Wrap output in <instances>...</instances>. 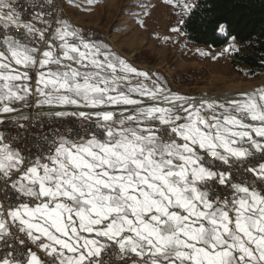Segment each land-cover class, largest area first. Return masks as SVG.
Returning a JSON list of instances; mask_svg holds the SVG:
<instances>
[{
	"label": "snow or ice",
	"instance_id": "snow-or-ice-1",
	"mask_svg": "<svg viewBox=\"0 0 264 264\" xmlns=\"http://www.w3.org/2000/svg\"><path fill=\"white\" fill-rule=\"evenodd\" d=\"M160 2L164 42L190 38L199 0ZM70 11L0 0V264H264V85L173 91ZM211 30L227 43L200 55L241 53Z\"/></svg>",
	"mask_w": 264,
	"mask_h": 264
},
{
	"label": "rangeland",
	"instance_id": "rangeland-1",
	"mask_svg": "<svg viewBox=\"0 0 264 264\" xmlns=\"http://www.w3.org/2000/svg\"><path fill=\"white\" fill-rule=\"evenodd\" d=\"M132 2V7L135 10L140 0H133ZM143 2L145 4L154 3L158 5L153 9L154 11L147 19L149 26L146 30L149 33V41L153 39L154 36L156 37L161 34H163L164 37L168 33L169 25L174 22L175 17L170 14L167 6L161 4L160 0H144ZM70 9L74 17L79 16V13H81V9H78L76 5ZM157 9L159 12H156ZM91 11H89V15ZM107 14L108 10L105 12V15ZM68 15L70 16V14ZM128 18L127 27L130 25V29L139 28L133 16H128ZM108 20L109 18L106 17L105 21L101 24L105 29H101L98 25L93 23L76 24L86 30L91 29L93 32L101 33L103 34L102 36L109 40L107 34L111 32L109 31V27L111 26L108 24ZM157 44V49H161L162 46L166 49L164 54L165 58H163L166 60V62H164V69L159 66L160 59L155 52V44L150 46L149 43H145L142 47L139 46V51L135 53L132 59L136 63H146L148 65L146 67L147 69L151 68L165 73L171 80L170 88L173 91L195 96L207 93L208 96L213 97L227 96L238 99L240 97L237 96L236 93L251 92L254 88L264 85V75L253 77L237 72L232 64L233 55L226 54L225 56L219 57L217 60H212L210 56H202L197 51L207 52L210 50L213 55H216L221 50L212 52V48L195 44L189 41L188 38H181V42L175 45L170 41L164 42L163 38H160ZM171 49L175 51L172 52ZM137 55H139L138 59L134 60V57ZM141 70H144V68H141Z\"/></svg>",
	"mask_w": 264,
	"mask_h": 264
},
{
	"label": "trees",
	"instance_id": "trees-1",
	"mask_svg": "<svg viewBox=\"0 0 264 264\" xmlns=\"http://www.w3.org/2000/svg\"><path fill=\"white\" fill-rule=\"evenodd\" d=\"M199 3L200 9L186 29L190 36L188 40L199 45L221 48L227 42L212 33L213 23L218 21L231 24L234 29L232 34H238L242 47L241 53L232 57L234 68L243 75H264V0H199ZM94 33L109 42L103 34ZM249 42L251 47L247 46ZM138 57L135 56L134 60ZM144 70L157 73L171 87L170 78L162 71L151 68Z\"/></svg>",
	"mask_w": 264,
	"mask_h": 264
},
{
	"label": "crops",
	"instance_id": "crops-1",
	"mask_svg": "<svg viewBox=\"0 0 264 264\" xmlns=\"http://www.w3.org/2000/svg\"><path fill=\"white\" fill-rule=\"evenodd\" d=\"M133 0H94L93 4L89 5L87 4L86 0H75V3H73V0H67L69 8H73L74 5H80L81 13H79V16L74 17L70 12L69 19L77 24L82 23H93L95 25H98L101 29L104 28L102 26V22L105 21V18L108 17L109 20L107 21L108 24L111 26L109 27V31L107 36L110 41V44L113 45V47L118 51L121 52L128 60L129 62L141 69L146 68L148 65L146 63H136L133 61L132 57L139 51V46H143L145 43H149L150 46L152 44H155V52L157 53L159 57V66L164 69V62H166L164 57L166 49L162 48L157 49V43L159 42V39H156L154 36V40L151 39L149 41V33L146 30L148 28V21L147 19L150 17H145V28H137V29H130L127 27V20L129 19L128 16H133L134 21L136 23V13L139 12L138 8L132 7ZM144 1V0H143ZM162 8V6L160 5ZM159 7V9H160ZM84 8H91V14L89 15V11H83ZM106 10H108V14L105 15ZM154 10L151 9V14ZM156 12H159L158 9ZM131 13V15L129 14ZM96 14V15H95ZM104 14V15H103ZM157 22V21H156ZM133 23V24H135ZM123 27V31H119L120 28ZM105 29V28H104ZM159 37L162 39L163 34L159 35ZM153 40V41H152ZM153 42V43H152ZM138 45V46H137ZM163 45V44H162ZM206 46V45H202ZM212 48V52L221 50L220 48H213L211 46H206ZM222 48V47H221ZM165 49V50H164ZM172 52H174V49H171ZM168 65V64H167ZM169 66V65H168ZM180 67V66H179ZM176 68V67H175ZM172 71V70H171ZM175 71V70H173Z\"/></svg>",
	"mask_w": 264,
	"mask_h": 264
},
{
	"label": "bare ground",
	"instance_id": "bare-ground-1",
	"mask_svg": "<svg viewBox=\"0 0 264 264\" xmlns=\"http://www.w3.org/2000/svg\"><path fill=\"white\" fill-rule=\"evenodd\" d=\"M213 97V96H212Z\"/></svg>",
	"mask_w": 264,
	"mask_h": 264
}]
</instances>
